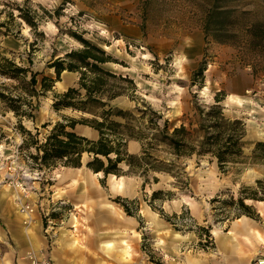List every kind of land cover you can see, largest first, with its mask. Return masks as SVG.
Instances as JSON below:
<instances>
[{
	"label": "rangeland",
	"instance_id": "obj_1",
	"mask_svg": "<svg viewBox=\"0 0 264 264\" xmlns=\"http://www.w3.org/2000/svg\"><path fill=\"white\" fill-rule=\"evenodd\" d=\"M263 1L0 0V52L15 57L18 61L22 60L25 65H29L28 58L31 57L33 69L55 77L54 70L48 64L56 57L82 47L81 43L70 36L71 30L83 34L85 38L104 48L114 59L103 66L132 77L138 85V95L160 110L173 125H179L183 120L188 123L193 118L196 101L212 104L216 93H225L226 98L222 102L225 114L246 121L247 134L243 143L245 154L250 156L255 144L264 141V70L254 77L250 65L252 57L245 54L240 46L217 43L213 39L205 41L203 23L216 3L236 10L253 11ZM58 7H61L60 15L55 12ZM20 13L32 19L37 24L36 27L22 19ZM6 31H10V34L2 33ZM204 55L208 64L204 73V86L199 88L198 85H192L191 78ZM78 80L77 72L62 73L59 81L65 83L58 87L55 84L53 91L42 99L35 121L25 120L24 125L34 133L38 127L44 134L47 132L42 127L45 122L61 120L62 115L80 117L81 113L72 109H63L58 113L52 108L53 93L77 86ZM195 94L197 98L194 97ZM112 104L131 110L136 105L135 101L126 96L117 98ZM81 126L85 125L76 126L77 132H80ZM97 137L93 134L90 138ZM22 142L23 135L13 114L0 115V260H7V251L12 249L9 227L1 216L2 204H9L2 193L9 188L15 197L10 204L14 206L15 213L22 217L23 225L26 228L40 225L41 237L45 241L38 248L27 250L23 256L16 257V261L18 259L19 264H56L54 252L61 249L62 230L69 236L78 235L81 245L88 244L82 238L85 234L90 236L92 233L89 230H93L87 225L83 226L84 213L81 208L74 206L79 200L52 198L58 188L77 191L69 181L57 178V174L65 171L66 167L59 165L54 169H37L31 157L34 149H22ZM140 150L141 148L134 153H139ZM89 159L88 154H85L82 167L93 173L86 166ZM251 169L257 172H249ZM187 172L188 190L173 187L174 178L169 175H158L159 183L147 185L145 189L142 188V178L123 175L136 191L131 197L110 192V175L105 177L102 174L98 178L103 190L112 195L109 196L111 201L115 202L113 199L118 196L128 200L138 198V205H131L135 211L131 216L139 222L141 256L137 260L143 264H179L188 252L190 241H195L199 249L212 252L215 248L214 238H211L214 226L223 228L240 218L236 217L237 207L234 204L226 205L223 201L236 199L242 185H255L256 180L263 181L264 190L263 163L249 164L238 175L233 170L228 173L220 171L216 160L210 156L200 159L194 157L188 160ZM158 189L174 191L172 200L189 198L197 202L204 213L203 219L196 218L184 203L177 207V203H171L172 200L157 199L154 204L162 208L163 213L171 217V221L155 211L175 231L165 229L164 232V225L149 223L151 221L140 214V207L147 203L146 199H150L152 191ZM65 194L59 191L55 194V199L63 198ZM259 195L263 196L261 191ZM214 198L217 200L213 201ZM82 207L87 208V205ZM24 212H28L30 216H23ZM72 214L79 218V233L67 223ZM175 225L180 229H176ZM203 228H210L212 236L208 237ZM187 234L188 239L184 236ZM168 237L177 241L187 239L179 243L182 253L171 248L176 243ZM159 238L165 240L164 246L157 244ZM62 256L67 260L65 255Z\"/></svg>",
	"mask_w": 264,
	"mask_h": 264
},
{
	"label": "trees",
	"instance_id": "obj_2",
	"mask_svg": "<svg viewBox=\"0 0 264 264\" xmlns=\"http://www.w3.org/2000/svg\"><path fill=\"white\" fill-rule=\"evenodd\" d=\"M60 9H55L58 15ZM20 17L36 27L32 19L22 13ZM142 31L145 35L144 28ZM203 32L205 41L213 39L217 43L242 47L245 54L252 57L250 65L254 77L264 70V1L253 11L236 10L216 3L204 19ZM2 33L8 35L10 31ZM69 34L82 47L72 49L48 64L54 70L55 77L33 69L31 57L28 58L29 65H25L22 60L0 52V115L12 113L17 119L23 135L20 147L34 149L31 157L37 169H54L59 165L82 168L84 155L88 154L90 159L86 166L96 174L118 178L123 175L138 176L143 179V189L159 183L158 175L164 174L174 178L173 187L188 190V160L194 157L210 156L216 160L220 171L228 173L233 170L238 175L249 164H264V141L255 144L250 156L245 154L243 140L247 134V124L243 118H232L225 114L222 105L225 93H216L212 104L196 101L193 118L188 123L183 120L179 125H173L160 110L138 95V85L132 77L103 66L114 61L104 48L83 34L73 30ZM207 64L204 55L192 73V85L199 88L204 86ZM68 71L79 73L78 85L63 92H54L52 108L58 113L63 109H72L80 112L81 116L62 115L61 120L42 124L46 133L42 134L38 127L34 133L24 125V121H35L42 99L60 82V75ZM123 96L135 101L133 110L112 104ZM194 97L197 98V95ZM77 125L96 130L98 137L93 139L82 135L76 131ZM131 140L140 143L139 153L129 151L128 143ZM260 191L263 196L259 195ZM174 196L172 190L158 189L153 190L146 201L154 211H159L171 221V217L165 215L154 202L157 199L172 200ZM113 200L128 215L135 214L131 205L136 207L139 203L138 198L128 200L121 196ZM253 200L264 201L262 180H256L255 185H242L236 199L224 200L223 203L237 207L236 217L245 215L260 220L256 208L246 202ZM203 230L208 237L212 236L210 228ZM201 245L204 246L203 243Z\"/></svg>",
	"mask_w": 264,
	"mask_h": 264
},
{
	"label": "crops",
	"instance_id": "obj_3",
	"mask_svg": "<svg viewBox=\"0 0 264 264\" xmlns=\"http://www.w3.org/2000/svg\"><path fill=\"white\" fill-rule=\"evenodd\" d=\"M64 83L60 81L56 83V86ZM79 133L88 137L93 134L98 136L97 131L88 126H81ZM139 148L141 146L138 141H129L128 149L130 152H137ZM65 169V171L57 174V178L60 181H69V184L76 187L77 191L73 192L65 187L58 188L52 194V198L53 200L64 198L79 200L80 202L74 203V206L77 209L81 208L84 213L82 217L83 226L87 225L93 231L89 230L92 234L90 236L85 234L86 236L82 238L88 244L81 245L78 235L69 236L65 230H62L61 249L54 252V256L57 258L56 264H143L137 260V257L141 256L139 222L135 217L128 215L123 207L109 199V196L112 195L104 191L98 183V178L103 173H92L83 167ZM249 172L257 171L251 169ZM110 177V192L114 191L117 195L126 197L135 195L136 191L124 177L118 178L114 175H110ZM59 191L66 194L63 198L55 199V194ZM2 194L3 198L9 201V204H2L1 216L9 227L12 249L7 251L9 254L7 260H0V264H19L20 261L18 259L16 261V257L23 256L27 250L38 248L45 241L41 237L40 225L36 224L26 228L23 225L22 217L15 213L14 206L10 204V201L15 198L14 192L7 188ZM173 202L177 203V207L180 203L188 205L196 218L203 219L204 213L197 202L189 198L172 200L171 203ZM248 204L256 208L260 220L243 215L223 228L214 226V229L211 230L215 243L214 250L210 252L199 249L195 241H190L187 248L188 252L185 253L184 260L179 264H251L259 259L260 263L264 264V201L253 200L249 201ZM82 205H87V208L82 207ZM7 209L9 212H6ZM24 214L30 216L28 212H24L22 215L24 216ZM140 214L148 218L151 224L164 225V232L165 229L173 230L147 203L141 205ZM67 223L74 228L76 233H79L80 222L77 216L72 214ZM184 236L189 238L188 234ZM168 238L176 243L171 245V248L182 253L179 243L187 239L177 241L171 237ZM157 244L164 246L165 240L159 238ZM60 250H65V252L61 253ZM62 255H65L67 260H64Z\"/></svg>",
	"mask_w": 264,
	"mask_h": 264
},
{
	"label": "built area",
	"instance_id": "obj_4",
	"mask_svg": "<svg viewBox=\"0 0 264 264\" xmlns=\"http://www.w3.org/2000/svg\"><path fill=\"white\" fill-rule=\"evenodd\" d=\"M254 264H261V263H260V259L257 260V261H255Z\"/></svg>",
	"mask_w": 264,
	"mask_h": 264
},
{
	"label": "bare ground",
	"instance_id": "obj_5",
	"mask_svg": "<svg viewBox=\"0 0 264 264\" xmlns=\"http://www.w3.org/2000/svg\"><path fill=\"white\" fill-rule=\"evenodd\" d=\"M64 74H66V73H64ZM59 85H61V84H59Z\"/></svg>",
	"mask_w": 264,
	"mask_h": 264
},
{
	"label": "water",
	"instance_id": "obj_6",
	"mask_svg": "<svg viewBox=\"0 0 264 264\" xmlns=\"http://www.w3.org/2000/svg\"><path fill=\"white\" fill-rule=\"evenodd\" d=\"M83 135V134H82ZM86 136V135H85Z\"/></svg>",
	"mask_w": 264,
	"mask_h": 264
}]
</instances>
